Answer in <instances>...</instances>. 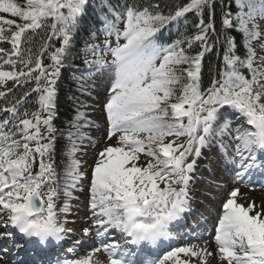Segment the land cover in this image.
<instances>
[{"label": "snow or ice", "instance_id": "6c2138e0", "mask_svg": "<svg viewBox=\"0 0 264 264\" xmlns=\"http://www.w3.org/2000/svg\"><path fill=\"white\" fill-rule=\"evenodd\" d=\"M230 3L236 11L229 7L223 13L220 32L214 24L215 0H189L167 16L158 11L159 5L129 7L123 29L113 20L101 21L105 38L91 48L96 58L84 63L86 71L109 73L104 102L106 138L115 137L119 146L98 153L90 180V225L82 229L84 237L78 238L79 244L88 243L85 237L94 233L100 244L81 258H65L50 254L53 247L63 250L71 231L66 227L68 221L56 211L58 191L52 185L57 179L50 159L55 151V129L51 122L61 55L71 43L88 0H25L23 4L0 0V13L15 18L0 15V41L11 44L10 49L0 47V85L6 86L8 81L21 87L33 81L36 84L11 106L0 108L7 114L0 119V228L4 229L0 236L12 237L9 229H13L26 243L37 241L34 264H93L92 255L101 250L110 257L109 264H165L168 260L181 264L180 254L189 257L182 264H192L191 258H199L196 264H208L207 258L216 254L226 264H264V212L250 214L254 205L238 204L239 188L231 190L222 205L214 232L215 253L197 247V241L167 251L162 259L156 255L162 243L175 239L172 227L190 211L189 185L203 149L216 147L232 166L238 183H244L254 169L264 167V57L257 62L252 47L253 41L264 47V29L259 23L264 20V0ZM205 11L210 18L207 24ZM189 12L199 17L197 34L167 45L158 43L157 34ZM44 28L50 29L45 42L56 38L62 43L47 67L40 54L34 58L31 47L32 35ZM233 32L241 34L242 45ZM194 42L199 43L200 51L189 55ZM217 45L224 49L222 70L211 87L202 90V58ZM240 46L243 57L237 54ZM109 54L110 61L105 59ZM5 65L11 70H2ZM12 90H0V98ZM32 92L38 97V111L21 113L19 106ZM228 109L243 123L234 126L224 115ZM92 123L78 111L71 125L77 131L67 133L65 197H71V190L85 177L75 158L80 149L72 138L91 139L82 129ZM224 136L230 144L224 142ZM181 137H187L186 141L178 142ZM140 153L154 162L137 166ZM37 157L39 170L34 174ZM45 185L46 193L42 192ZM69 212L70 205L65 202L60 213L67 216ZM114 232L123 237V245L117 239H105ZM17 246L13 245V251Z\"/></svg>", "mask_w": 264, "mask_h": 264}, {"label": "rangeland", "instance_id": "374dc122", "mask_svg": "<svg viewBox=\"0 0 264 264\" xmlns=\"http://www.w3.org/2000/svg\"><path fill=\"white\" fill-rule=\"evenodd\" d=\"M261 28L264 29V20L259 21ZM123 20L119 22V28L123 29ZM104 34L102 31L98 35L92 36L98 43H102L104 40ZM252 47L256 52V60L259 62L261 57H264V47H261L258 41L252 42ZM93 53H89V57H92ZM105 59L111 60V56L106 55ZM256 66V65H254ZM60 76V71L59 75ZM57 77V78H58ZM110 85L109 73L108 72H97L91 71L86 76V81L81 85L82 88V109L79 112L85 113V118L92 121V125L82 129L91 139H85L83 141L77 140L73 136V140L76 141L78 148L75 158L80 161V170L85 173L84 179L77 186L76 189L71 190V197H63L62 195L55 198L57 205L56 211L60 212V208L65 202L70 205V212L67 216L61 215L62 219H66L68 223L66 227L71 229L67 233V238L63 244V250L58 251L55 255L63 256L65 258H81L77 255L82 251V247L85 244H79L78 238L84 237L82 229L90 225V211H89V199H90V180L92 171L95 166V162L98 159V153L108 146H119L117 145L116 138L112 140L106 138L108 124L106 121V115L104 111V102L107 99L106 92ZM236 114V113H235ZM237 115V114H236ZM238 116V115H237ZM231 120L233 118H230ZM83 124V121H79ZM235 126V124L233 123ZM43 131V128H42ZM47 135V132L44 133ZM219 135V133L217 134ZM187 137H181L178 142H185ZM225 143H231L228 136L223 137ZM46 142V141H45ZM35 147V145H31ZM203 154L200 160L197 161L198 172L193 173V178L189 185V197H190V211H188L183 218L176 222L172 227L171 231L174 240L164 242L163 248H170L172 250L178 246H186L196 243L197 247H207L209 251L216 252V243L214 240L215 227L218 222V217L222 214L223 203L230 198L231 190L239 188V193L236 196V202L245 207L250 204L253 205L251 196L246 193V189L249 188L251 191L258 190L260 186L264 189V167H258L253 170L251 175L246 178L244 183H238L234 179L233 168L216 147H209L202 150ZM229 151V156L231 155ZM53 153L50 157L52 160ZM45 163L49 161V157H45ZM192 158H188V162H191ZM149 160L153 158L147 157L144 153L139 154V160L136 161L137 166H146ZM154 162V160H153ZM131 166V165H130ZM39 170V157L36 159V163L33 165V173L35 174ZM251 181L258 182V186L253 185ZM251 182V183H250ZM263 184V185H262ZM59 190V182L56 185ZM163 188L164 184H160ZM179 187V186H176ZM64 186L62 185V189ZM48 185L42 188V192H47ZM59 192V191H58ZM58 213V212H57ZM250 214H255L254 207ZM213 232L211 238H207L208 230ZM9 231L16 233L15 230L9 229ZM4 229L0 228V233H3ZM7 235L0 236V264H8L11 259L12 264H17L18 261H22L24 264H34L33 260H28L27 257L36 258L38 251V244L35 246L29 256L27 252L13 251V245L19 244L23 239L18 233L13 235V238H7ZM204 236V237H203ZM205 238V240L201 239ZM199 238V239H198ZM201 238V239H200ZM89 242L90 248L100 244V240L93 236L85 237ZM107 240L117 239L120 244H124V239L119 233H112L111 236L106 237ZM200 240V241H199ZM168 245V243H170ZM215 243V245H214ZM25 244V243H24ZM10 245V247H9ZM25 246H29L28 243ZM128 247V246H126ZM74 249L73 252L69 253L68 249ZM18 249V246L17 248ZM7 250V251H6ZM25 251V250H24ZM30 251V250H28ZM53 251V250H51ZM166 254V252H164ZM89 254L86 252L84 255ZM164 254V255H165ZM163 255V254H162ZM161 255V259L163 256ZM93 264H109L110 257L107 253L101 250L99 253L92 255ZM181 264L183 260L189 259V257L180 254L179 257ZM192 264H196L199 258H191ZM208 264H226V261H221L219 255L208 257ZM165 264H176L175 260H168Z\"/></svg>", "mask_w": 264, "mask_h": 264}, {"label": "trees", "instance_id": "16d2710c", "mask_svg": "<svg viewBox=\"0 0 264 264\" xmlns=\"http://www.w3.org/2000/svg\"><path fill=\"white\" fill-rule=\"evenodd\" d=\"M20 3H25V0H18ZM189 0H88L84 14L80 17L77 28L72 34L71 43L66 51L61 55L62 65L60 67V76L56 79L55 90V109L54 118L52 120V126L55 129V151L53 152V159L51 160L56 172V179L59 182L58 196L64 195L65 185V168L68 162L67 150L70 145V141L67 138L69 131L76 132L77 129L71 125L74 122V118L77 116V112L80 111L84 105L82 101V88L81 85L86 81V76L91 71H86L87 66L85 60H93L94 56L89 57L91 48L93 45L100 44L92 36L98 35L102 30L101 21L104 19L113 20L119 27V22L124 20L126 10L129 7H136L143 9L150 5H159L158 11L167 16L170 12L177 9L179 6L185 5ZM231 7L233 12L236 11L234 3H230V0H215L214 4V24L217 32L221 31L222 16L225 11ZM153 9L150 8V11ZM6 18H13L7 14L0 13ZM15 19V18H13ZM205 24L209 23V14L205 11L203 16ZM18 23H23L22 20H18ZM199 23V17L194 12H189L179 22L168 24L165 28L158 33V43L167 45L176 39H183L185 37H191L197 34L196 24ZM7 27V26H5ZM236 37L238 45H242V36L239 33H232ZM50 35V29L44 28L36 30L31 37V47L33 49L34 58L36 54H40L43 65L47 67L52 63L50 57L57 48L62 46L60 39H51L45 42V37ZM211 36L212 34L209 33ZM41 44L44 45V50L41 52ZM187 47V45H184ZM0 47L10 49V42L0 41ZM200 51V45L198 42L193 43V47L189 52V55H195ZM224 49L217 45L210 51L206 52L202 58L201 75H200V87L202 90H207L211 87L212 82L219 78V72L222 70V55ZM237 54L243 57V46L238 47ZM2 70H11L7 65ZM241 71L249 76L247 69H241ZM35 82L25 84L24 86L14 85L11 81L7 82V85H0V90L6 91L7 88H12V92L8 94L6 98H0V108L11 106L17 98L25 96L26 92H29L32 88H35ZM37 94L32 92L26 97V102L19 106L20 112L25 110L28 112L38 111L39 105L37 103ZM264 103V100L261 101ZM227 117H232L234 113L232 110H227L224 113ZM7 114L0 112V119L6 118ZM238 123H242L238 120ZM62 185L64 188L62 189ZM61 216L62 213L58 212ZM62 218V217H61Z\"/></svg>", "mask_w": 264, "mask_h": 264}, {"label": "bare ground", "instance_id": "6f19581e", "mask_svg": "<svg viewBox=\"0 0 264 264\" xmlns=\"http://www.w3.org/2000/svg\"><path fill=\"white\" fill-rule=\"evenodd\" d=\"M198 171H199V167H196V171L195 172H198ZM252 184L254 185L255 183H252ZM255 185L258 186V184H255ZM246 193L249 194L251 196V199L253 200L254 212L255 213L256 212H264V189H263V186H260L258 190H254V191H251L249 188H247L246 189ZM207 230H208L207 238H211L213 232H210L209 229H207ZM203 237H202V239L200 238L201 241L205 240V238H203ZM214 245H215V243H214ZM89 249H90V245L88 243H85L83 245V247H82V251L77 255V257L84 256V254L86 252H89L88 251Z\"/></svg>", "mask_w": 264, "mask_h": 264}]
</instances>
